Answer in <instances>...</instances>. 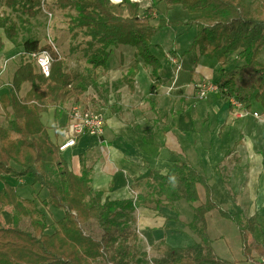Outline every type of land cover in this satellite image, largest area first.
<instances>
[{
    "label": "trees",
    "instance_id": "trees-1",
    "mask_svg": "<svg viewBox=\"0 0 264 264\" xmlns=\"http://www.w3.org/2000/svg\"><path fill=\"white\" fill-rule=\"evenodd\" d=\"M2 2L17 13L18 24L9 14L0 12V29L22 51L19 52L21 64L12 77L11 94L1 97L4 107H10L12 114L7 113L10 117L7 128L0 127V179L4 175L31 178L48 192L49 200L40 203L63 214L49 224L35 199L19 197L14 186L4 182L0 190V213L11 207L13 223L5 227L0 218V264H94L97 260L108 264H145L147 253L135 242L134 211L138 207L158 210L178 201L193 205L199 201L198 184L204 187L206 198L192 207L193 217L188 224L197 241L185 247L162 242V249L161 245L157 247L161 255L153 258L152 264H235L214 251L206 222V215L212 210L236 221L244 262L264 264L263 244L249 240L257 224L256 214L242 219L219 207L212 200L206 176L189 163L178 161L165 174L151 171L134 186L135 199H103V194L91 186L90 167L82 165L80 174H75L41 121V113L49 108L59 117L67 102L77 100L88 88L97 87V70L107 66L113 47L133 49L134 60L124 81L121 79L128 87L132 86L141 62L151 67L156 77L161 63L151 50L153 38L162 28L178 24L164 18L152 23L160 2L166 8L180 5L192 16L187 24L193 22L196 29L190 47L197 52L194 61L197 63V58L204 56L218 63L215 83L224 101L233 98L243 106L247 101L240 90L252 83L263 89L260 98L264 103V0H153L143 14L140 4L130 0L120 3L55 0L60 10L74 12L69 13L73 38L79 34L87 38L81 49L88 64L86 73L67 70L52 45H41L32 36L31 28L23 26L38 16L45 0ZM20 29L27 36L18 44ZM42 50L52 56L47 77L30 59L33 52ZM250 74L256 79L249 77ZM24 83H30V87L22 98L20 91ZM155 88L151 84L149 92L153 93ZM173 176L175 182L170 179ZM24 219L29 220V228L21 226ZM93 222L97 227L96 237L85 228Z\"/></svg>",
    "mask_w": 264,
    "mask_h": 264
},
{
    "label": "crops",
    "instance_id": "crops-1",
    "mask_svg": "<svg viewBox=\"0 0 264 264\" xmlns=\"http://www.w3.org/2000/svg\"><path fill=\"white\" fill-rule=\"evenodd\" d=\"M0 38L2 43L0 54L9 56L12 53L11 48L15 45L5 37L4 33H0ZM8 44L11 45L10 49ZM170 51L171 54L166 53V56L173 59V61L170 60L172 62L165 61L163 58L160 59L155 52L153 53L161 63L157 78L152 75L151 67L139 63L131 87L128 85L114 87L118 88L116 94L108 96L105 106L101 110L99 109L105 118L102 136L85 133L77 139L74 146L63 151L58 149L59 152L77 175L80 174L82 165L90 167L91 186L93 190L103 194V199H131L132 193L135 195L137 193L134 190L136 183L138 184L140 180L148 177L151 171L165 174L174 163L185 161L202 172L209 185V180L213 179L230 187L229 192L233 190V194L230 196L226 193V186L221 188L222 194H226L234 202L233 212L227 210L228 212L238 215L242 219L250 218L255 214L259 216L261 212H264V156L262 150L252 144L248 136L244 137L248 138L251 146L248 151L238 146V163L230 173L229 178L226 179L222 175L224 167L221 166L229 153L232 151L235 153L236 149L233 148L227 154L224 152L225 150L220 151L211 158L214 147L209 143L212 142L214 135L220 132L204 136L207 139L205 142L198 143L195 139L199 138L197 135L200 132L199 127L202 128L209 123H213V133L214 129L220 126H222L223 133L224 127L228 125L232 115V108H235L234 106L230 108V102L224 101L217 91L211 93L213 99H209L211 94L207 99L201 101L194 97L193 93L198 81L216 82L219 70L218 63L204 56H199L196 63L194 61L196 56H194L193 66L184 67L182 57L185 54L181 56L176 46ZM189 54H192L191 49ZM109 67L100 69L112 73ZM17 68L18 65L1 82L0 118L3 116L4 119V123L0 124L1 128H7L10 119L7 117V113L10 116L12 114L10 107H4L1 97L10 96L12 77ZM152 76L157 83H153ZM101 82L104 81L98 80V84ZM103 84L97 85L96 88H90L100 96V91L98 92L97 88H101ZM151 84L156 86L153 93L149 92ZM26 85L24 83L20 91L22 98L29 89L28 85L25 87ZM88 92L94 93L93 91ZM88 92L86 91L77 100L67 102L62 109L63 115L56 122L54 119L52 122L48 120L47 123L43 121V116H46L50 111L54 113L53 108L41 113V121L46 128L47 135L57 148L65 139L71 106L82 104L83 100L87 101ZM176 102L179 103L178 109L173 107ZM111 105L112 108L108 107ZM199 144L205 145L206 148ZM0 180L2 182L0 190L3 188L4 182L13 185L16 190L19 187L29 186L33 190L34 196L27 199H35L37 202L49 200L48 192L40 185L34 184L29 177L15 178L4 175ZM36 188H38L37 193ZM210 190L212 200L216 202L211 185ZM197 192L199 200L201 201L200 193L202 192L205 200V189L202 185H197ZM189 205L178 201L171 206H162L158 210L138 207L133 213L135 226L141 230L146 241L154 245L155 248L162 242L173 247L189 246L197 241V237L188 227L193 217L192 209L187 211ZM217 205L219 204L217 203ZM41 206L43 205L41 204ZM38 207L41 209L39 204ZM219 207L221 206L219 205ZM46 208L47 210L43 212L51 218L59 219L62 217L58 212L60 210L53 209L51 206ZM208 215H206V222ZM0 218L5 227H10L13 223L11 207L3 209ZM52 221L56 220L52 218ZM253 239L264 246V229L260 226L259 221H257L254 233L249 240L252 241ZM228 261L235 262V260Z\"/></svg>",
    "mask_w": 264,
    "mask_h": 264
},
{
    "label": "rangeland",
    "instance_id": "rangeland-1",
    "mask_svg": "<svg viewBox=\"0 0 264 264\" xmlns=\"http://www.w3.org/2000/svg\"><path fill=\"white\" fill-rule=\"evenodd\" d=\"M122 1L123 0L119 2H112V1L111 2L120 3ZM130 1L135 2L133 0ZM152 1L153 0H140L136 2L140 4L141 14H143L145 9L151 5ZM166 7L167 6L163 2H160L158 8L154 10L152 23L156 24L159 19L164 18L169 22L177 21L178 24L166 26L156 34V36L153 38V46L151 47L152 53L155 52V54H157L160 59L163 58L165 61L172 62L170 61L171 59L166 55L171 54L170 49H173L174 46H176L181 56L185 54L182 57L184 67H192L193 57L196 56L197 52H195V50H192V54H189L190 52L189 46L195 35V31H196L195 25L193 22L187 24V22L189 21L188 18L189 13L186 10H184L180 5H173L169 8ZM0 12L9 14L10 15L9 17L14 18V20L18 24V17L16 16L17 13L12 12L10 9L6 8L3 5L2 0H0ZM49 13H51L52 15L51 18H49ZM69 13H74V12L60 10L55 5V0H45L44 5L43 7H41L38 16L30 20L31 24H29V22H24L23 26L31 28L32 36L37 38L41 45H45L46 43H49L51 40L52 45L56 47V50L59 54L60 57L59 59H61L64 62V65L67 68V70L80 71L86 73L85 71L88 64L86 62V58L83 56V51L81 49L84 46L83 41L87 40V38L84 37L82 34H79L76 38H73V31H71L69 27V18H70ZM0 33H4L2 29H0ZM26 36H27L26 31L24 29H20V37L18 38V44L22 43V41ZM8 45L10 49L11 45L10 44ZM21 49L22 48H20V46L18 45H15V47L11 48L12 53L9 56H7L9 57V60H7L8 66L5 72L3 73V75L1 76L0 85L1 82L5 78H7V75L10 74L12 70L16 68L17 65L19 66L21 64V59L19 56V52L22 51ZM132 51L133 49L127 46L119 45L117 47H113V51L107 61V66H110L109 70L112 73L106 72L100 68L97 70L98 80L100 81V79H102L104 81L97 85L101 86V84L107 83L105 84L107 86L105 87V85L103 84L101 88H97L98 92L100 91L99 92L100 96H98L93 89L88 88L86 90L87 92L93 91L94 93L92 92L87 93L88 99L87 101L86 100L82 101L83 105H85V103L83 102L86 101L88 104L92 106L93 109L101 110V108L105 106L106 99L108 98V96L116 94V90L118 88H114V87L117 85L120 86L126 85L121 81V79L124 81V77H126L128 73V69L131 63L133 62ZM249 77H253L254 80L256 79V76L254 75H251ZM152 81L153 83L156 82L155 79H153V76H152ZM199 82L200 81H198V83ZM26 84L30 87L29 83ZM27 85L25 87H27ZM244 86L243 88H241L240 91H242L241 95L242 97L245 98V101L247 102H244L243 106L241 107L236 106V108H232V115L228 121V125L225 126L223 123V125L225 126L224 127L225 131L222 133V126H220L217 129H214V133H213L212 132L213 123L205 124V126H202L200 123V126H202V128L199 127L200 132H198L197 134L199 135V138H195L198 143H200L201 141L205 142L207 141V139L204 136L206 135L210 136V133L215 134L218 131L220 132L219 134L217 133L216 135H214V137L211 140L212 142L209 143L214 147V148L212 147L213 154L211 155V158L217 155L216 153H220V151L225 150L224 152L227 154V152L229 153V151L232 150L233 148L236 149L235 153L234 151H232V153H229V156L227 157L226 160L224 159V163L221 166L224 167L222 175H224L226 179L229 178L230 173L233 171V169L236 167L235 165L238 163V153H237L238 146L244 148L246 151H248V149L250 148L251 144L249 143L248 138H250L252 144L256 145L258 148L262 150L264 156V103L261 101L260 98V93L261 90L263 89H261L260 85L253 86L252 83H249L247 87ZM212 92L214 91L212 90L209 91L207 96H205V98L202 99L199 97L197 89H195V92L193 94L195 99L201 101L207 99ZM217 92L221 96V90H217ZM209 99H213L212 94L210 95ZM178 105L179 103L176 102V104L173 107L175 109H178ZM108 107L112 108V105ZM241 108H243L244 110H242ZM63 112L64 111L62 110V112L59 114L58 117L55 115V113L50 111L48 114H46V116H43L44 123H47L48 120L49 122H52L53 119L55 122L58 121L60 117L63 115L62 114ZM254 112L257 113L258 115L253 116ZM236 113H240L242 115L236 117L235 116ZM3 121L4 119L2 116L0 118V124H3L4 123ZM246 136H248V138H244ZM201 146H204L203 148H206L205 145H201ZM191 166L193 167L192 164ZM220 170H222V168H220ZM209 183L215 194L216 202L222 208L231 211L232 213L234 202L227 195L231 196L233 194L232 193L233 190L229 192L230 187H227L225 184L223 185L221 181L216 182L215 180L210 179ZM1 184L2 182L0 180V186ZM224 186H226L227 188V192H226L228 193L227 195L226 194L223 195L222 194L223 192H221L222 191L221 188ZM35 191L37 193L38 188H36ZM17 194L19 195V197L25 199L34 196L33 190L29 186L19 187L17 189ZM200 194H201V201L199 200L198 202L194 203V206L204 202L203 192ZM37 203L41 207L42 211L47 210L46 207L41 206L40 202ZM180 203L188 205V203L184 201L183 202L180 201ZM192 207L193 205H189V207L187 206L188 208L187 211H190ZM58 212L61 215L63 214L62 211H58ZM209 213H210L209 215L207 214L208 215L207 232L210 239L213 241L212 246L214 248L215 253L220 258H223L225 260H231V261L235 260V262H233L235 264H248L244 262V258L242 259L243 256L241 253V241H240V236L236 221L234 219L224 218L220 216L218 210H212ZM261 214L262 216L260 217ZM46 217L48 218L47 220L49 224L56 222V221H52V218L56 220L54 217L51 218L49 215H46ZM257 221H259L260 226H262V228L264 229V212H261L259 216H257ZM21 226L29 228V220L28 219L22 220ZM134 227H135V232L137 234V239L135 241L136 245L140 250L145 251L147 253V258H146L147 261L145 264H152V259L155 257H159L161 253L159 250H157V248H155L154 245H151L149 242L146 241V239L143 236V233L138 227L136 226ZM85 228L87 232L90 233L93 237L98 236L97 227L94 222L87 225V227L85 226ZM162 247L163 245H161L160 248L162 249ZM94 264H108V263H106L104 260H98Z\"/></svg>",
    "mask_w": 264,
    "mask_h": 264
},
{
    "label": "built area",
    "instance_id": "built-area-1",
    "mask_svg": "<svg viewBox=\"0 0 264 264\" xmlns=\"http://www.w3.org/2000/svg\"><path fill=\"white\" fill-rule=\"evenodd\" d=\"M112 1V0H111ZM121 1V0H120ZM138 2L140 0H133ZM119 2V1H115ZM49 17L51 18V13H49ZM51 45V40L49 42ZM52 47L56 50V47L52 45ZM57 51V50H56ZM30 59L35 61V64L38 67L40 73H42L45 77L49 76L51 70L52 56L46 51L42 50L40 52H33L30 55ZM171 59V58H170ZM7 60L9 57L6 55L0 54V79L3 73L7 68ZM173 61V59H171ZM1 87V85H0ZM195 89L198 90L199 97L205 98L209 91H217L218 87L210 81H200L197 85H195ZM233 106L241 107L242 105L237 102L235 99H231ZM244 110L243 108H241ZM242 114L236 113V117L241 116ZM257 113H253V116H257ZM105 118L103 114L97 109H93L90 104H73L69 113V123L67 127V131L65 133L64 141L58 146L60 151H63L69 147L75 145L76 140L83 134L89 133L96 136H102L104 131ZM132 198L135 199V193H132Z\"/></svg>",
    "mask_w": 264,
    "mask_h": 264
},
{
    "label": "bare ground",
    "instance_id": "bare-ground-1",
    "mask_svg": "<svg viewBox=\"0 0 264 264\" xmlns=\"http://www.w3.org/2000/svg\"><path fill=\"white\" fill-rule=\"evenodd\" d=\"M112 1H114V2H115V1H120V0H112ZM112 51H113V50H112ZM178 68H179V66H178ZM213 83H214V82H213ZM214 84L217 86V84H216V83H214ZM217 87H218V86H217ZM229 102H230V104L233 106V104H232V102H231L230 100H229ZM84 103H85V104H87V102H86V101H85ZM76 141H77V140H76Z\"/></svg>",
    "mask_w": 264,
    "mask_h": 264
},
{
    "label": "clouds",
    "instance_id": "clouds-1",
    "mask_svg": "<svg viewBox=\"0 0 264 264\" xmlns=\"http://www.w3.org/2000/svg\"><path fill=\"white\" fill-rule=\"evenodd\" d=\"M170 179L173 181V182H175V177L173 176V177H170Z\"/></svg>",
    "mask_w": 264,
    "mask_h": 264
},
{
    "label": "water",
    "instance_id": "water-1",
    "mask_svg": "<svg viewBox=\"0 0 264 264\" xmlns=\"http://www.w3.org/2000/svg\"><path fill=\"white\" fill-rule=\"evenodd\" d=\"M112 2H114V1H112Z\"/></svg>",
    "mask_w": 264,
    "mask_h": 264
}]
</instances>
